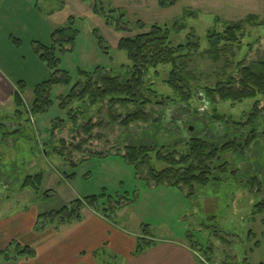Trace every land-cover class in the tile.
I'll list each match as a JSON object with an SVG mask.
<instances>
[{
	"label": "rangeland",
	"instance_id": "obj_1",
	"mask_svg": "<svg viewBox=\"0 0 264 264\" xmlns=\"http://www.w3.org/2000/svg\"><path fill=\"white\" fill-rule=\"evenodd\" d=\"M98 1L105 9L114 7L124 13L129 28L117 31L114 26L107 25L105 19L94 12V0H0V219L7 220L13 214L33 209L38 210L39 216L89 196H99L97 204L100 207H108L109 203L114 206L115 201H109L112 197L128 202L117 215L118 222L139 231L143 238L152 241L147 238L151 235L175 239L190 247L199 244L200 250L197 248L195 254L198 264L264 262V212L253 215L252 209L256 199L264 197V190L258 193L256 187L252 194L238 183L242 178L239 175L193 188L154 187V183L147 180L149 166L146 162L143 163L145 171L137 173L133 165L115 154H123L125 145L132 142L124 138L126 132L141 134L149 128L148 124H133L128 130L121 125L118 118L132 107L115 106L112 109L107 99L98 105L87 103L85 109L93 114L89 120L98 126L86 133L85 126L81 127L87 122V116L78 119L76 127L69 119L71 108L80 103L76 101L70 109L61 105L62 96L68 95L76 82L85 81L83 71L93 72L102 66L106 69L104 74L122 75L125 71L122 65L127 66L130 62L126 53L118 49L120 39L148 31L156 23L169 26L172 44H185L191 39L205 50L210 48V33H223L232 22L257 14L259 19L253 25L245 26L240 49L235 47L233 53L225 54L218 62L207 55L194 56L190 62L197 77L191 88L198 94L219 80L227 79L228 75L237 76L234 65L238 62L264 60V0H168V3L174 2L171 5H163L161 0ZM139 21L145 24L142 28ZM175 22L184 29L176 30ZM63 27H71L67 32L73 31L75 39L63 44L64 49L60 43L55 47L54 57L58 64L50 65L40 58L44 52L42 47L52 48L60 36H53L54 31ZM99 36L103 39L102 44ZM39 47L40 52L37 51ZM226 59L233 63L227 70L223 67ZM159 71V76L148 75V83H152L160 94L174 95L164 84L171 65L162 66ZM63 75L69 81L60 85L53 83L45 92L51 103L46 110L33 113L31 104L37 87ZM13 90H19L23 95L24 105H16ZM201 99L193 105L211 115L212 107H205L206 102ZM217 106L221 113L238 121L250 113L253 100L234 105L222 101ZM153 109H156L154 117L162 112L157 105L145 108L147 112ZM171 114L176 120H192L185 110L174 109ZM176 120L167 124L172 130L171 135L161 137V145L170 142L166 140L168 137L175 141ZM7 122L13 125L11 131L7 125L3 126ZM191 125L194 126L190 122L188 127ZM14 127L16 129H12ZM261 137L260 143L247 149L244 157L249 151L250 156L245 161L255 162L256 170L260 167L258 164L264 163V135ZM187 148V143H174L164 148L163 154H178L180 150V154H184ZM222 155L235 158L230 153ZM152 158V165L164 167L154 155ZM242 161L237 159L234 165ZM248 167L246 164L244 169ZM40 173L43 177L39 180L38 191L31 183L24 185L28 176ZM55 175L60 178L57 184H54ZM23 248L25 246L16 241L9 248L0 249L5 250L0 253V264L27 261L31 256L23 252Z\"/></svg>",
	"mask_w": 264,
	"mask_h": 264
},
{
	"label": "trees",
	"instance_id": "obj_2",
	"mask_svg": "<svg viewBox=\"0 0 264 264\" xmlns=\"http://www.w3.org/2000/svg\"><path fill=\"white\" fill-rule=\"evenodd\" d=\"M161 3L167 5L168 0H161ZM173 3L170 1L168 4ZM93 9L95 13L105 19L107 25L114 26L117 31L129 28L124 20L125 14L118 9L114 7L105 9L102 2L98 0H94ZM257 19H259L257 14H250L227 25L223 33H210V48L205 50L201 49L199 42L191 39H188L185 44H172L169 40L171 30L167 24L156 23L148 31H141L130 37H122L118 43V49L126 53L130 62L127 66L122 65V68L125 67L123 76L104 74L106 69L102 66L97 67L93 72L83 71L82 75L85 81L76 82L71 88V92L62 96L61 105L70 109L76 101L80 103L79 106L71 108L69 119L76 127L78 119L87 116V122L81 127L83 129L85 126L86 133L98 126L97 123L89 120L93 114L85 109L87 103L98 105L99 102H104L107 99L112 109L115 106L132 107L124 116L121 115L118 118L121 125L128 130H131L133 124H148L149 128L143 130L141 134L131 133L129 135L126 132L124 138L127 137L126 140L132 142L125 145L123 154L119 152L115 154L133 165L137 173L145 171L143 163L146 162L149 166L147 168L149 175L147 180L153 182V186H187L193 188V186H206L216 180L227 181L228 176L237 177L239 175L242 178L238 183L242 187L247 188L252 194L253 188L257 187V192L260 193L264 190V163L258 164L260 167L256 170L255 162L245 161L250 156L249 151L247 157H244L246 150L251 149L255 143H260L261 136L264 135V106H261V102L264 101V60L251 63L238 62L234 65L238 71L237 76L228 75L227 79L219 80L216 85L204 88L205 92L201 94L196 93L191 88L193 82L197 81V77L190 68V62L194 56L207 55L218 62L225 54L233 53L235 47L240 49L243 44L241 38L245 33V26L253 25ZM69 21L72 23L71 18ZM174 24L176 30L184 29V26H179L178 22ZM260 24L261 22H258V25ZM138 25L142 28L145 24L139 21ZM67 30L71 31V27H63L54 31L53 36L58 34L60 36L52 48L42 47L44 49V52L40 54L42 60L57 66L58 60L54 57L55 47H59L60 43L64 49L66 44L75 39V33L73 31L67 32ZM66 32L67 34L63 36ZM98 38L102 44V37L99 36ZM40 49L39 47L37 51L40 52ZM166 65H171V71L168 78L164 80V84L171 89L174 95H166L163 92L160 94L147 80L150 73L159 76V68ZM232 65V61L226 59L223 67L227 70ZM68 81L69 79L63 75L60 78H53L41 88L37 87L33 104H31L33 113L46 110L51 103L49 95H46L45 92L51 88L53 83L60 85ZM147 92L153 94V97L151 98ZM12 96L18 107L25 104L23 95L20 94L19 90H13ZM201 98L206 102L205 107L206 105L212 107L211 115L204 112L207 110H198L193 105V102L201 101ZM246 100H253V107L250 113L238 121H234L218 110V102H230L234 105ZM150 105H157L162 108L160 115L154 117L156 109L147 112L145 108ZM174 109L185 110L192 120L189 122L182 119L176 120L171 114ZM173 119L176 120L177 124L175 141L172 142V137H168L166 140L170 142L161 145V137L166 134L169 136L168 133L171 135L172 130L167 127V124ZM190 122L196 128L193 125L188 127ZM6 125L11 131L13 125L8 123L3 126ZM193 129L195 130L193 131ZM72 130L76 129L72 128ZM188 133L191 136L188 137ZM236 137L238 139L245 137V139L239 141ZM152 140L154 143H151ZM172 143H187V152L180 154L182 152L180 150L178 154L174 152L163 154L164 148L172 146ZM223 153H230L235 158H224ZM152 155L157 162L161 161L164 167L158 168L156 165H152ZM237 159L243 161L239 165H234ZM246 164L249 167L244 169ZM253 169L255 171H252ZM249 172H251V176H249ZM41 177H43V173L28 176L24 185L30 186L28 184L31 183L32 187L38 191ZM250 177V181L245 180ZM98 201L99 196H89L76 199L70 205H66L57 211L43 213L38 216L36 229H43L56 221L60 223L79 221L85 207L92 208L108 218H114L117 209L128 204V202H121L109 197V201H115V205L109 203L108 207H100L97 204ZM252 209L253 215L264 212V197L257 198L252 204ZM151 245V241L140 238L135 254L143 253ZM196 245L191 248L194 251H197V248L200 250L199 244ZM4 251L0 250V253H4ZM23 252L30 253V256L34 255V251L28 246L23 248ZM259 264H264V262Z\"/></svg>",
	"mask_w": 264,
	"mask_h": 264
},
{
	"label": "crops",
	"instance_id": "obj_3",
	"mask_svg": "<svg viewBox=\"0 0 264 264\" xmlns=\"http://www.w3.org/2000/svg\"><path fill=\"white\" fill-rule=\"evenodd\" d=\"M59 182L55 175L54 184ZM122 210L108 218L85 207L81 220L53 223L43 229H36L38 210H25L0 219V249L16 241L30 247L34 255L21 264H198L196 251L187 243L151 235L146 237L152 245L136 255L144 235L118 222Z\"/></svg>",
	"mask_w": 264,
	"mask_h": 264
},
{
	"label": "water",
	"instance_id": "obj_4",
	"mask_svg": "<svg viewBox=\"0 0 264 264\" xmlns=\"http://www.w3.org/2000/svg\"><path fill=\"white\" fill-rule=\"evenodd\" d=\"M192 129V128H191Z\"/></svg>",
	"mask_w": 264,
	"mask_h": 264
}]
</instances>
